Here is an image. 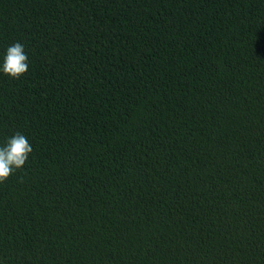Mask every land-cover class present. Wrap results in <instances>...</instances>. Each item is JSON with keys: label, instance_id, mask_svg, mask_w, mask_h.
I'll return each mask as SVG.
<instances>
[{"label": "trees", "instance_id": "obj_1", "mask_svg": "<svg viewBox=\"0 0 264 264\" xmlns=\"http://www.w3.org/2000/svg\"><path fill=\"white\" fill-rule=\"evenodd\" d=\"M0 264H264V0H0Z\"/></svg>", "mask_w": 264, "mask_h": 264}, {"label": "clouds", "instance_id": "obj_2", "mask_svg": "<svg viewBox=\"0 0 264 264\" xmlns=\"http://www.w3.org/2000/svg\"><path fill=\"white\" fill-rule=\"evenodd\" d=\"M29 65L25 46L17 41L7 47L0 72L19 80L29 71ZM32 152L31 143L20 131H16L0 144V183L6 182L13 173L23 168Z\"/></svg>", "mask_w": 264, "mask_h": 264}]
</instances>
